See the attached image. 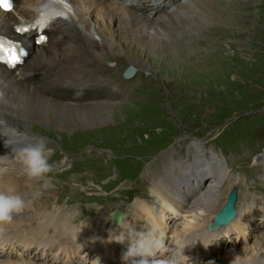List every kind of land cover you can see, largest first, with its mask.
Segmentation results:
<instances>
[{
	"label": "rangeland",
	"instance_id": "obj_1",
	"mask_svg": "<svg viewBox=\"0 0 264 264\" xmlns=\"http://www.w3.org/2000/svg\"><path fill=\"white\" fill-rule=\"evenodd\" d=\"M108 2L112 3V0ZM218 5L204 10L208 16L213 17V22L179 19L175 21L178 27L175 30L172 28L173 34L169 35L173 39L177 37V40L182 36L186 38L188 48L191 46L186 51V61L199 54L205 57L206 63L217 62L219 65L214 66L217 69L211 72L191 69L192 73L185 74L177 69L175 71L169 51L164 49L162 55H151L147 50L134 46L130 35L124 37L122 33H126V30L122 27L123 20H109L102 23L101 27L106 34L116 33L117 42L122 47L106 54L105 61L99 63V66L105 70L104 75L118 81L119 91L124 98L118 102L120 106L117 107L126 111L122 110V114L115 111V119L109 121V126H80L72 131L52 124L38 125L37 122L14 119V124H19L20 129L33 130V134L42 138L52 149L49 159L54 158L50 161L53 171L39 180L44 184L48 181L50 188L48 191L45 188L36 190L42 195L50 194L56 200L61 190L75 189L74 192L63 194V200L70 202L67 203L70 205L61 214L59 211L52 214L53 218L62 217L64 221L80 227L92 216L91 219L98 221L94 220L90 224L92 227L87 229L88 235L98 238L103 234L101 230H114L119 233L116 238L119 239L127 229L140 232L154 226L158 234L164 235L166 243V250L155 257L157 264H168L167 260L172 257L177 239L183 244H189L184 254L187 251L200 252L201 257L206 259L203 264H264V0H223ZM136 7L141 14L149 17L158 14L152 4L146 1ZM223 30L226 34L224 39L220 37ZM219 40H223L220 52L217 46ZM175 42L170 40L166 47L170 48ZM59 43L64 53L75 52L70 38ZM88 56L92 59L91 54ZM134 56L145 66H134L131 61ZM198 63L193 62L194 67ZM128 66L138 69L137 75L131 80L123 78ZM127 89L131 90L130 93ZM195 147H199L198 152L193 149ZM191 149L196 153L191 154ZM59 155L61 159L58 160L56 157ZM194 156L201 159L199 180L196 177L190 180L191 184L196 183L195 187L198 183L207 187L212 178L219 176V173L209 171L213 157L219 158L224 166V180L217 189L218 200L224 198L223 192L227 190L224 203L220 208L205 213L203 218L180 213L165 199L148 192L153 186V174L160 170L161 160L176 158V162L181 157L188 160ZM18 173V170L14 171L13 175L21 177ZM26 180L21 182V188L28 182ZM142 180L143 187L139 184ZM3 182L6 181L0 183ZM135 185L137 190L134 189ZM234 188L238 189L239 194L235 219L211 232L209 223L222 210L227 196ZM144 190L147 191L146 197L143 196ZM159 191L157 189L152 193L157 195ZM31 194L28 191L21 195L29 199ZM141 198L148 201H142ZM138 199L141 203L133 206ZM35 200L32 206L37 205ZM147 205L153 217L158 219L157 224H151L143 217L134 219V211L140 212ZM118 212L126 215V230L113 227ZM239 212L242 213L239 215ZM100 220L107 221L108 228L103 227ZM206 243L208 254L203 252L206 250L203 244ZM106 244L102 240V248ZM29 245L31 247L3 245L0 253L6 258L3 260L10 261L15 260V257L38 256L49 258L50 261H44L47 264L103 263L101 251L97 255L94 248H83L82 245L78 250L74 248L69 256L58 248L46 252L35 243ZM128 246L127 239L124 243L113 244L121 264H124L122 255ZM21 260L25 261V258ZM198 264L201 263L198 261Z\"/></svg>",
	"mask_w": 264,
	"mask_h": 264
},
{
	"label": "bare ground",
	"instance_id": "obj_2",
	"mask_svg": "<svg viewBox=\"0 0 264 264\" xmlns=\"http://www.w3.org/2000/svg\"><path fill=\"white\" fill-rule=\"evenodd\" d=\"M42 1L48 0H16L17 7L13 11L10 13L0 11V31L9 33L12 31L13 26L19 22L26 23L31 20L36 15ZM68 1L73 7L74 17L67 20L53 21L49 30V32L51 31L52 40L50 39L45 44L36 46L32 40L26 39L25 46L29 49V56L24 66L14 72L0 68V168L7 169L3 176L0 175V182L9 180L7 183H0V188L12 185L15 186L19 194L28 191L33 193L37 191L36 189L41 191L44 188L48 191L50 184L48 181L44 184L42 183L43 181L39 180H26L28 182H25L22 188L20 187L26 176L21 170V165L15 159L16 154L21 149L36 143L37 140L42 138L34 135L33 130L31 132L28 128L20 129L18 127L19 124H14V119L31 123L37 122L38 125L52 124L58 128L72 131L80 126L86 128L94 125H107L109 121L113 122L115 119V111L120 113L122 110L126 111L122 107H117L120 106L118 102H121L124 98L123 93L119 91L118 81L112 76L104 75L103 72L105 70L99 66V63L105 61L106 54H110L112 50L122 47V44L117 42L118 35L116 33H113V35L106 34L101 27L102 23L109 20H123L122 27L126 30V33H122L125 35L124 37L130 35L134 40V46L147 50L151 55L155 54L154 56L157 54L162 55L164 49L169 51L170 62L174 64L175 71L177 69L183 71L184 74L185 72L192 73L193 70L196 72H211V70L218 68L214 66L219 65L217 62L206 63L205 57L199 54L192 56L190 61H186L184 59L187 55L186 51L191 47L188 48L189 45L186 43V38L182 36L177 40V37L173 39L169 35L178 27L175 21L179 19L186 20L187 18L194 22L201 21L204 23L213 22V17L208 16L205 11L209 10L210 7L220 6L218 4L219 2L222 3L223 0H112V3H109L108 0ZM143 1L152 4L153 9L158 13L156 17H149L150 15H143L139 12L136 5L142 4ZM154 1L159 3L154 4ZM228 3L226 5L229 6ZM110 30V27H108L109 32H111ZM224 33V30L223 34L220 33V37H223V39L226 35ZM202 34L200 33V35ZM67 37L71 39L74 46L75 52L73 54L64 53L65 50L61 49L62 46L59 42H64ZM96 38L99 40L97 41ZM170 40L176 42L172 43L173 45L171 44L169 48L166 47V44ZM222 43L223 40L217 42L219 52ZM88 54H91L92 59L89 58ZM164 54L163 56H165ZM227 58L226 61L228 60ZM223 59L220 61L221 63ZM131 61L134 66L135 64L141 67L145 66L135 56ZM199 61L201 63H198ZM193 62L198 63L196 67H194ZM187 66L190 67V70L187 69ZM106 71L110 72L109 69ZM194 74L197 76V73L194 72ZM130 91L127 89L128 93ZM37 128L39 129V127ZM9 142H19V149L12 148ZM47 147L50 148L49 145ZM193 149L196 152L199 151V147ZM193 149H191V154L196 153ZM55 152H53V156ZM180 152L182 151L180 150ZM197 156H194V158L190 157L188 160L181 157L176 162L174 161L176 158L161 160L160 170L153 172V186L148 189V192H151L152 196L165 199L171 207L180 213H185L186 215L194 214L203 218L205 213L221 207L227 195V190L223 192L222 196L224 198L221 197L218 200L217 189L221 181L224 180V166L221 160L216 157L212 158L213 165H210L209 171L219 173V176L212 178L213 180H210L211 184L207 187L200 186V183L195 187L194 184L196 183H190L192 177H196L197 180L200 178L199 170L201 167H199V163L201 159ZM262 157L264 158V155ZM56 158L58 160L61 159V155ZM53 159H49V162L53 161ZM15 169L19 171L21 177L13 175L14 171L17 172ZM63 173L66 174V171L64 170ZM162 175L164 176L161 177ZM145 178L147 179V176ZM143 182V180L140 183L138 182L141 187H143ZM21 189L22 191H20ZM134 189L137 190L136 185ZM157 189H160L159 193L153 195ZM67 191L74 192L75 189L61 190L56 200L50 194H41L36 198V206L30 205L23 213L15 216L13 221L8 224L11 228L10 231H2L3 236L0 248H3V245L9 247L11 245L31 247L29 243H35L40 250L47 252L58 248L59 251H65L69 256L74 248H76L74 250H78L82 245L83 248H94L97 255L101 251L103 254L102 261L105 264H121L120 259L116 256L115 247H113L115 241L109 242V240H116L119 233L113 232L114 230L110 232L101 230L103 234L100 238L88 235L87 229L92 227L90 224L94 223V220L98 221L95 218L91 219L92 216L88 217L85 220V224L81 225L87 226L80 233L81 226L66 222L62 217H52V214L58 211L61 214L64 208L69 207L70 204L67 203L70 202L63 200V194ZM144 191L143 196L146 197L147 191ZM131 192L133 191L131 190ZM31 198L32 196L29 199ZM141 199L145 202L148 201L144 198ZM262 199L264 198L262 197ZM248 200L249 197L247 195V202ZM138 202L141 203L138 199L133 206ZM241 213L239 212V215ZM119 214H121L120 221L116 223L117 216H115L113 227L115 223L121 230H126V215L125 213ZM134 214L135 220L143 217L151 224L158 223V219L153 217L154 214H152L148 205L140 212L134 211ZM233 219L234 217L225 224L228 225ZM101 224H103V227L108 228L107 221L104 220ZM132 230L127 229L122 237L125 240L128 239ZM199 234L201 235V233ZM102 240L107 243L103 248ZM22 258H25V261L21 260ZM22 258L15 257L13 261L9 259L3 260L6 258L0 253V264H39L35 261H41L42 263L50 261L49 258H40L38 256H25Z\"/></svg>",
	"mask_w": 264,
	"mask_h": 264
},
{
	"label": "clouds",
	"instance_id": "obj_3",
	"mask_svg": "<svg viewBox=\"0 0 264 264\" xmlns=\"http://www.w3.org/2000/svg\"><path fill=\"white\" fill-rule=\"evenodd\" d=\"M51 153L52 149L47 147L43 139H39L36 143L17 152L15 159L21 165V170L27 180L37 181L42 180L53 171V165L49 162ZM6 171L7 169L0 168V175ZM40 195V191H35L31 194L32 198L26 200L23 195L17 192L15 186L9 185L6 188H0V232ZM86 226H81L79 233ZM127 240L129 246L122 255L124 264H157L155 257L158 253L166 250L165 237L162 233L158 234L154 226L140 232L132 230ZM112 241L124 243L125 239L121 237L109 240V242ZM184 249L185 245L177 239L168 264H185L188 257L184 254Z\"/></svg>",
	"mask_w": 264,
	"mask_h": 264
},
{
	"label": "snow or ice",
	"instance_id": "obj_4",
	"mask_svg": "<svg viewBox=\"0 0 264 264\" xmlns=\"http://www.w3.org/2000/svg\"><path fill=\"white\" fill-rule=\"evenodd\" d=\"M48 3L61 6L62 11H54L50 13L41 12L36 21L31 25H19L16 27L17 33L24 34L32 30L46 29L51 21L60 17L68 19L69 16L73 15V10L68 0H48ZM12 0H0V10H11ZM47 42V36L38 35L36 43L39 45ZM27 55L25 49L20 47L18 43L7 41L0 38V63L6 64L9 68H15L17 65L23 63L24 57Z\"/></svg>",
	"mask_w": 264,
	"mask_h": 264
},
{
	"label": "water",
	"instance_id": "obj_5",
	"mask_svg": "<svg viewBox=\"0 0 264 264\" xmlns=\"http://www.w3.org/2000/svg\"><path fill=\"white\" fill-rule=\"evenodd\" d=\"M137 69L133 66H130L125 70L123 76L125 78H131L135 75ZM238 197V189L234 188L232 192L228 195L227 203L224 205L222 211L214 218V220L209 224V230H219L222 225H224L228 220L235 217L237 210L235 208V203ZM116 223L120 221L121 214L116 213Z\"/></svg>",
	"mask_w": 264,
	"mask_h": 264
}]
</instances>
